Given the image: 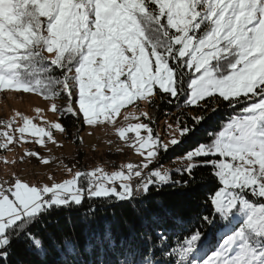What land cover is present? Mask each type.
Wrapping results in <instances>:
<instances>
[{
	"label": "snow or ice",
	"instance_id": "6c2138e0",
	"mask_svg": "<svg viewBox=\"0 0 264 264\" xmlns=\"http://www.w3.org/2000/svg\"><path fill=\"white\" fill-rule=\"evenodd\" d=\"M0 89L62 97L64 104L52 103L50 111L88 126L112 124L119 139L144 157L139 166L126 163L111 173L94 167L51 184L15 174L0 182V264H8L13 241L23 239L33 254L46 251L51 237L43 229L37 236L31 226L53 209L79 206L85 196L127 201L152 185L181 183L168 170L145 175L144 169L216 110L192 115L191 125L178 120V135L168 143L139 122L150 119L146 111L133 116L138 122H128L129 114L125 126L115 127L121 108L140 100L151 104L158 92L194 108L216 97L239 108L214 138L184 155L189 163L180 170L188 177L210 167L222 186L207 197L216 214L201 218L208 232L190 228L173 249L178 264H264V0H0ZM15 115L19 127L14 118L0 120V150L20 142L55 144L53 130L65 131L59 121L38 126ZM24 156L48 162L33 150ZM133 177L141 178L135 191ZM220 229L227 230L222 241H209L208 233ZM209 243L215 249L210 254L204 252Z\"/></svg>",
	"mask_w": 264,
	"mask_h": 264
},
{
	"label": "trees",
	"instance_id": "16d2710c",
	"mask_svg": "<svg viewBox=\"0 0 264 264\" xmlns=\"http://www.w3.org/2000/svg\"><path fill=\"white\" fill-rule=\"evenodd\" d=\"M54 75L61 74L56 71ZM33 94L46 99L42 94ZM157 94L149 106L158 105L159 114L170 115L171 121L176 124L179 120L191 125L192 115L212 113L213 109L216 111L180 145L168 151L161 150L157 159L149 165L151 169L184 158L190 146L214 138V133L220 131L239 111V108L229 107L227 102L218 97L207 99L201 107L194 108L185 105L183 99L176 100L159 92ZM58 118L65 128L66 137H70L71 128L77 122L70 115H59ZM149 123L155 126L151 120ZM75 145L72 154L64 158V165L77 171L103 159L114 158L119 161L122 157L117 150L84 148L78 137H75ZM193 162L200 163V160ZM186 167L187 163L180 164L169 173L172 181L181 183L152 185L149 193L136 195L127 201H118L114 197L85 196L79 206L51 210L38 224L31 226V231L37 236L41 235L43 229L44 234L51 237L44 241L46 251L33 254L27 250L23 239L13 241L7 257L8 264H146L147 259H151L152 264H178L173 249L180 246L190 228L199 227L208 232L201 218L216 214L207 197L222 186L214 176V169L199 167L195 170V179H191L180 170ZM185 179L190 181L187 186L182 183ZM245 195L259 202L250 193ZM223 223L226 222L221 220ZM226 231L220 229L209 232L208 239L213 234L218 243ZM69 241L71 247L68 246ZM208 249L214 250L212 244Z\"/></svg>",
	"mask_w": 264,
	"mask_h": 264
},
{
	"label": "rangeland",
	"instance_id": "374dc122",
	"mask_svg": "<svg viewBox=\"0 0 264 264\" xmlns=\"http://www.w3.org/2000/svg\"><path fill=\"white\" fill-rule=\"evenodd\" d=\"M158 95V94H157ZM155 95L152 99L156 98ZM52 103L64 104L63 98L56 99H43L40 96L33 93L16 92L13 89H0V120H12L14 118V127H19L22 121L20 117L16 116V112H21L30 118L32 122L38 126H46L45 122L59 121L58 116L61 115L49 110ZM62 103V104H61ZM158 105L149 106L144 100L135 102L133 105H126L121 108L119 114L115 117V127L125 126L127 122L124 120L125 115H130L128 122H138L133 116L139 115L140 112H148L150 119L140 117L139 122L148 123L153 129V134L158 135L163 143H168L175 133L174 129L176 123L171 121L170 115H160L158 112ZM39 108L42 111L37 112ZM68 116V115H66ZM77 125L71 128V136L66 137L65 132L59 130H53V134L57 143L53 144L50 141H46L45 145H36L32 142H20L9 146L8 150H0V182L8 180L13 174L19 176L30 183H48L53 181L61 182L64 179L71 178L77 171L76 168L69 170V167L64 165V158L69 157L76 149L75 137H78L80 144L84 148H90L92 150H117L120 160L117 161L114 158L103 159L102 161L95 162L94 164L83 167L82 171H89L94 167H103L105 171L111 173L112 171L122 170V165L126 163H134L140 165L144 162V157L140 156L135 151L130 143L121 141L118 135L114 131L112 124H98L96 126H88L82 122V119L73 116ZM149 120L153 122L154 127L149 123ZM168 125H172L169 128ZM2 127V126H0ZM142 134H147L142 130ZM18 135V134H17ZM31 140V135L26 134ZM129 136H134L133 133H129ZM25 150H33L40 154V156L46 159L47 163H42L37 158H29L24 156ZM117 154V152H114ZM23 157V159H21ZM7 161V163H5ZM188 164L189 162L184 158L173 160L159 167L153 169H144V174L151 172L154 169L159 168L161 171L168 170L170 173L178 165ZM117 165V166H116ZM126 171V169H123ZM51 176L50 180L48 177ZM133 180H141L139 177H133ZM209 241H212L209 239ZM209 243L204 249L210 248ZM204 250V251H205ZM215 250V249H214ZM207 251V250H206ZM206 253L210 254V250Z\"/></svg>",
	"mask_w": 264,
	"mask_h": 264
},
{
	"label": "built area",
	"instance_id": "2783aa9c",
	"mask_svg": "<svg viewBox=\"0 0 264 264\" xmlns=\"http://www.w3.org/2000/svg\"><path fill=\"white\" fill-rule=\"evenodd\" d=\"M131 183H132L133 189H134V191H135V189H136V185H137L138 183H140V181H139V180H134V181H131ZM116 186H117V188L119 187L118 184H117Z\"/></svg>",
	"mask_w": 264,
	"mask_h": 264
},
{
	"label": "bare ground",
	"instance_id": "6f19581e",
	"mask_svg": "<svg viewBox=\"0 0 264 264\" xmlns=\"http://www.w3.org/2000/svg\"><path fill=\"white\" fill-rule=\"evenodd\" d=\"M62 104V103H61ZM85 171H87V170H85ZM3 181H5V180H3ZM134 181V180H133ZM140 194H142V192H140L139 194H137V195H140Z\"/></svg>",
	"mask_w": 264,
	"mask_h": 264
}]
</instances>
